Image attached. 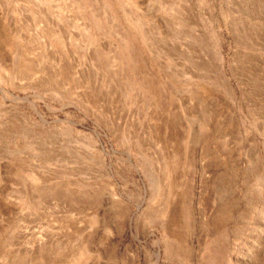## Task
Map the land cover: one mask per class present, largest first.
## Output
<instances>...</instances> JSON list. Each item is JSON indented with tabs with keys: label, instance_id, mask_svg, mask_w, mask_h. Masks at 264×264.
Masks as SVG:
<instances>
[{
	"label": "rangeland",
	"instance_id": "374dc122",
	"mask_svg": "<svg viewBox=\"0 0 264 264\" xmlns=\"http://www.w3.org/2000/svg\"><path fill=\"white\" fill-rule=\"evenodd\" d=\"M0 264H264V0H0Z\"/></svg>",
	"mask_w": 264,
	"mask_h": 264
}]
</instances>
